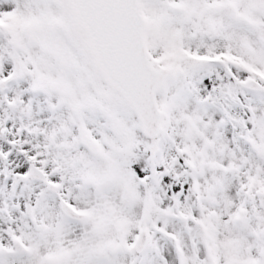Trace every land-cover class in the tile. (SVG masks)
Wrapping results in <instances>:
<instances>
[{
	"label": "snow or ice",
	"instance_id": "obj_1",
	"mask_svg": "<svg viewBox=\"0 0 264 264\" xmlns=\"http://www.w3.org/2000/svg\"><path fill=\"white\" fill-rule=\"evenodd\" d=\"M0 264H264V0H0Z\"/></svg>",
	"mask_w": 264,
	"mask_h": 264
}]
</instances>
